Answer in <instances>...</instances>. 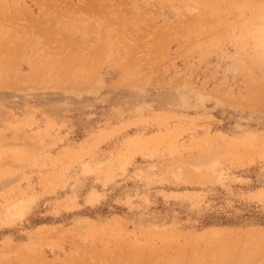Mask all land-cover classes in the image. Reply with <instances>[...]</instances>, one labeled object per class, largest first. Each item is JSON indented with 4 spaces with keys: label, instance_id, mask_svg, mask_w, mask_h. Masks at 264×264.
Here are the masks:
<instances>
[{
    "label": "rangeland",
    "instance_id": "rangeland-1",
    "mask_svg": "<svg viewBox=\"0 0 264 264\" xmlns=\"http://www.w3.org/2000/svg\"><path fill=\"white\" fill-rule=\"evenodd\" d=\"M178 261L264 264V0H0V264Z\"/></svg>",
    "mask_w": 264,
    "mask_h": 264
},
{
    "label": "bare ground",
    "instance_id": "bare-ground-1",
    "mask_svg": "<svg viewBox=\"0 0 264 264\" xmlns=\"http://www.w3.org/2000/svg\"><path fill=\"white\" fill-rule=\"evenodd\" d=\"M32 2H34V3H36V4H38V5H40V6H42L43 5V3H44V0H43V2H42V0H31ZM226 4H227V2H226ZM229 4V3H228ZM253 4V3H252ZM228 6V5H227ZM229 7H230V5H229ZM220 9V8H219ZM231 9V8H230ZM257 9V8H256ZM232 10H234V9H232ZM231 12V11H230ZM246 12H248V11H246ZM232 13V12H231ZM235 13V12H234ZM238 13V12H237ZM230 15V14H229ZM228 15V16H229ZM244 16V15H243ZM254 16V15H253ZM232 17V16H231ZM253 18V17H252ZM249 35V34H248ZM236 72V71H235ZM41 73V71L40 70H35L32 74H30V75H28L25 79H23L22 80V82L24 83V84H29V85H35V84H38L40 81H41V77H43V75H41L40 74ZM67 73V72H66ZM4 84H6V83H4ZM54 87V86H53ZM258 88V87H257ZM73 89V88H72ZM256 96V95H255ZM180 262L178 261V262H176V264H179Z\"/></svg>",
    "mask_w": 264,
    "mask_h": 264
}]
</instances>
